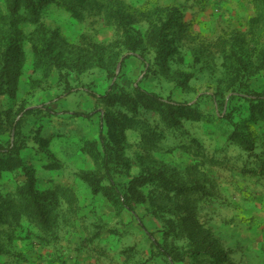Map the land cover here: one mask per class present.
<instances>
[{"label": "rangeland", "instance_id": "1", "mask_svg": "<svg viewBox=\"0 0 264 264\" xmlns=\"http://www.w3.org/2000/svg\"><path fill=\"white\" fill-rule=\"evenodd\" d=\"M91 3L79 19L63 0H43L37 13L0 0V151L20 146L23 165L0 171V195L20 200L29 172L58 213L57 241L42 242L24 219L0 264H174L190 243L169 211L149 203L152 184L140 189L144 202L115 205L88 179L122 193L141 175L185 181L190 152L215 183L197 203L200 222L240 237L237 264H264V112L255 111L264 101V0ZM113 87L200 116L176 115L178 129L140 106L136 118L159 135L145 148L121 125L133 114L106 104Z\"/></svg>", "mask_w": 264, "mask_h": 264}, {"label": "trees", "instance_id": "2", "mask_svg": "<svg viewBox=\"0 0 264 264\" xmlns=\"http://www.w3.org/2000/svg\"><path fill=\"white\" fill-rule=\"evenodd\" d=\"M67 2L73 15L81 19L84 11L92 4L91 0H63ZM11 11L17 13L23 8L37 13L38 3L43 0H6ZM13 78V77H12ZM6 77L9 88L16 89V83L13 79ZM5 79V82H6ZM106 104L125 106L133 116H122L121 125L137 131L145 148H154L159 135L153 131L149 124L136 118L140 106L148 110L157 112L161 116V122L167 127H176L181 129V123L175 119V116L187 115L198 118L200 115L194 108L178 107L168 104L158 95L137 90L135 97L120 91L113 87V91L104 97ZM255 111L264 112V101L261 102ZM112 138L115 131H111ZM20 146L8 148L0 151V171L7 168L23 169L22 158L20 156ZM194 158L193 165L185 171L188 180L172 182L167 180L161 173H152L148 176L141 175L132 179L130 184L125 187V193L115 185H101L95 179H88V182L95 188V192H103L108 199L115 205H121L123 199L127 204L144 202V194L140 189L147 187L148 184L154 186L152 197L149 200L151 206L161 211H169L175 218V228H177V237H185L190 243L187 253L182 255L174 254V264L181 263L185 257H195L201 259L204 264H237L232 256L236 252L240 243V237L235 234L224 235L216 233L210 227L201 223L197 213L196 206L199 201H203L211 196L208 186H214V182L207 178L208 174H201L199 154L190 152ZM104 166H108V158H103ZM213 164H219L214 161ZM255 174V171H251ZM24 184L22 185V197L16 199L12 197H3L0 195V255H9L12 253V245L19 237L17 235L19 227L24 219H27L29 226L36 229L35 235L44 243H54L58 240L57 235V208L51 201H46L44 197L35 192L34 180L30 173H26ZM30 232V231H29ZM32 234V233H30ZM234 238L235 243L225 245L226 240Z\"/></svg>", "mask_w": 264, "mask_h": 264}]
</instances>
